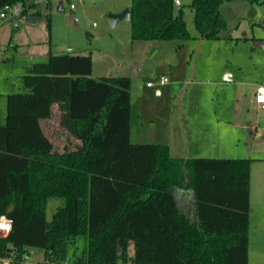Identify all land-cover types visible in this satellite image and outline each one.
I'll return each mask as SVG.
<instances>
[{
    "label": "trees",
    "instance_id": "1",
    "mask_svg": "<svg viewBox=\"0 0 264 264\" xmlns=\"http://www.w3.org/2000/svg\"><path fill=\"white\" fill-rule=\"evenodd\" d=\"M20 4L22 14L34 8ZM130 38L175 41L190 36L174 0H130ZM193 0L199 37L228 30L225 2ZM49 5V0H47ZM90 55L49 54L22 77L24 93L6 96L0 121V216L11 221L0 256L43 250L49 264H248L250 160L172 158L167 146L129 140L130 79L90 77ZM57 104L80 145L53 151L40 120ZM190 187L194 216L177 206L174 189ZM63 204L48 222L49 199ZM133 252L129 254L128 248Z\"/></svg>",
    "mask_w": 264,
    "mask_h": 264
},
{
    "label": "rangeland",
    "instance_id": "2",
    "mask_svg": "<svg viewBox=\"0 0 264 264\" xmlns=\"http://www.w3.org/2000/svg\"><path fill=\"white\" fill-rule=\"evenodd\" d=\"M59 1H62V10L58 9ZM181 1V7L187 12V0ZM261 1L262 3L254 4L240 1L223 3L221 11L228 24L225 36L234 38L231 41L227 40L226 49L222 47L224 50L220 54L216 51L217 47H213L219 44L218 41H204L208 47H202V51L197 57L194 54L190 55L191 52L187 54L188 71L190 72L193 66L194 75H197L199 79H206L205 74L211 75L213 72L220 74V66L228 55L229 65L224 63L231 68L235 75L239 74L237 67H240L241 72L247 74V78L257 80L260 76L257 73H264V49H253L252 51L250 46H255V44L252 41L245 43V40L239 37H258L263 31L261 24L264 20V0ZM69 2L75 4L73 11L68 9ZM28 4H33L34 8L28 9V16L23 17L18 28H14L10 21L0 23V93H24L22 76L27 74L33 63L46 62L49 54L90 55L93 63L90 77L97 79L110 74L115 77H129L131 83V141H136L134 138L136 131L134 130H137V109L143 103L144 106H148L144 108L153 109L156 107L155 103L162 99L155 95L156 90L162 89L159 86V77L164 71L157 65L162 61H171L172 58L170 51L166 48L148 53L134 47L135 52L132 55L133 47L129 37L130 23L120 21L118 26L111 27L109 16L123 12L130 6V0H81L80 2L77 0H49V5L47 0H29ZM175 9L177 10L178 7L175 6ZM29 17H33L34 21L29 22ZM190 30L193 32V27ZM262 38L264 39V31ZM165 44V46H170L172 43ZM122 61H126V63L123 64ZM130 61L132 64L128 65ZM133 61L141 62V72H138V67L133 64ZM121 62L122 64L119 66ZM205 68H210V70H205ZM146 81L153 83V86L145 87ZM166 87L170 88V84L166 83L163 88ZM203 88L205 86H189L182 83L173 99L175 97L177 99L182 97L184 100L203 98L205 96ZM235 90H224L225 98L231 99L229 104L227 101L225 102L224 114L231 121L233 110L239 109L242 115V112L249 106V112L253 113L247 103V98H242L238 104L232 100L231 96L237 92ZM183 107L193 108L190 104L187 106L184 104ZM5 114L6 98L0 96V118L5 117ZM51 120L52 123L46 126V131L52 142L53 151L63 153L76 149L80 142L65 124L60 110L56 107ZM258 141H264V134ZM139 143H141L140 140ZM62 204V199L48 200L45 208V217L48 222ZM128 252L129 254L133 252L131 245ZM32 260L45 261L46 264H49L43 250L38 248H34Z\"/></svg>",
    "mask_w": 264,
    "mask_h": 264
},
{
    "label": "crops",
    "instance_id": "3",
    "mask_svg": "<svg viewBox=\"0 0 264 264\" xmlns=\"http://www.w3.org/2000/svg\"><path fill=\"white\" fill-rule=\"evenodd\" d=\"M192 1L187 0V12L181 7V0H179L180 5H175L178 7L177 10H182L186 28L192 37L182 43L181 46L175 41H134L130 38L133 43H131L133 47L131 54L135 52L134 47L148 53L161 51L166 48L170 51L172 59L171 61H162L157 65L164 69L160 76L167 78L166 83L170 84V88H163L166 83L159 85L162 89L156 90L155 95L162 97V99L155 103V108H144L147 106H144V103L138 107L137 130H134L136 132L133 131L136 140L134 142L131 141L132 121L130 115L129 140L133 144L147 143L167 146L170 157L182 160L194 158L250 160L247 258L248 264H262L264 263V141L258 140L264 134V111L260 110L256 104L255 93L257 87L264 84V73H257L260 75L258 79L252 80L246 77L247 74L241 72L240 67H237L239 74L235 75L231 68L225 65V63L229 65L228 55L220 66V74H214L213 72L211 75L205 74L206 79H199L197 75H194L193 66L191 67V71H193L189 72V62L186 59L188 53L191 52L190 55L194 54L197 57L202 51V47H208L204 44V41H218L219 44H222L220 46L217 44L213 47H217L216 51L220 54L224 50L222 47H226L225 43H227V40L231 41L234 38L232 36L226 37L224 33L219 40L201 39L193 26L194 13L189 7ZM130 6L125 10L128 9L130 11ZM62 9L63 4L59 10ZM177 10L175 9V11ZM220 13L224 17L221 7ZM191 27L194 29L193 32L190 30ZM262 29L264 31V27ZM263 31L260 32L261 34L258 37L245 36L239 38L245 40V43L252 41L255 44V46H250V50H262L264 49ZM169 42L172 44L165 46V43ZM122 62L123 64L126 63V61ZM122 62L119 63V66H121ZM130 64H132V61L128 63V65ZM133 64H136L138 72H141V62L133 61ZM205 70H210V68H205ZM184 73L186 74L183 75ZM110 76L113 75L110 74L106 77ZM146 83L145 87H147ZM182 83H186L189 86H205L203 88L205 96L203 98L199 97V99L184 100L182 97L178 99L175 97L173 99V96L178 93V87ZM225 89L237 90L231 96L232 100L237 104L242 98H247V103L250 105L253 113L249 112L250 108L248 106L242 112V115L239 109L233 110L232 121L229 117H226L224 114L225 102L227 101L229 104L231 99L225 98ZM9 94L12 93H0V96H5L6 98ZM184 104L186 106L190 104L193 108L183 107ZM55 107L58 108V105H52V113ZM51 117L47 120H40V127L48 139L49 135L46 131V126L52 123ZM4 118H0L2 123L4 122ZM139 140L141 143H139ZM174 196L178 210L192 220L194 216V195L192 189L190 187L174 189Z\"/></svg>",
    "mask_w": 264,
    "mask_h": 264
},
{
    "label": "built area",
    "instance_id": "4",
    "mask_svg": "<svg viewBox=\"0 0 264 264\" xmlns=\"http://www.w3.org/2000/svg\"><path fill=\"white\" fill-rule=\"evenodd\" d=\"M80 2L81 0H77ZM176 6L180 5L179 0H174ZM68 9L73 11L75 4L72 2L68 3ZM22 6L20 4H8L0 9V23L3 21H10L14 28H18L24 15L22 14ZM76 21V19H75ZM167 82V78L164 76L159 77V85H164ZM147 87H152L153 83L147 82ZM255 102L259 106V109L264 111V84L259 85L255 93ZM11 221L5 217L0 216V238L5 237L10 233ZM33 248H24L21 255L17 250L11 251L8 255L0 256V264H46L45 261H33Z\"/></svg>",
    "mask_w": 264,
    "mask_h": 264
},
{
    "label": "water",
    "instance_id": "5",
    "mask_svg": "<svg viewBox=\"0 0 264 264\" xmlns=\"http://www.w3.org/2000/svg\"><path fill=\"white\" fill-rule=\"evenodd\" d=\"M61 6H62V1H59L58 9H61ZM129 18H130V11L127 9V10H124L123 12H121V13L110 15L109 16V22H110L111 27L115 28L117 26L118 22H120V21H128ZM28 21L29 22L34 21V18L33 17H29ZM261 26L264 27V20H263Z\"/></svg>",
    "mask_w": 264,
    "mask_h": 264
}]
</instances>
